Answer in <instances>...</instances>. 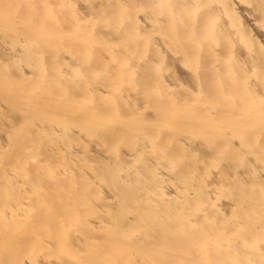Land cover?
Here are the masks:
<instances>
[{
  "label": "bare ground",
  "instance_id": "bare-ground-1",
  "mask_svg": "<svg viewBox=\"0 0 264 264\" xmlns=\"http://www.w3.org/2000/svg\"><path fill=\"white\" fill-rule=\"evenodd\" d=\"M0 264H264V0H0Z\"/></svg>",
  "mask_w": 264,
  "mask_h": 264
}]
</instances>
